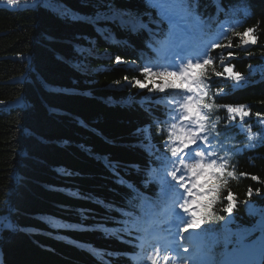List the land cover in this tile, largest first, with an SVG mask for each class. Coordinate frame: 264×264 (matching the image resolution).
<instances>
[{"label":"trees","instance_id":"obj_1","mask_svg":"<svg viewBox=\"0 0 264 264\" xmlns=\"http://www.w3.org/2000/svg\"><path fill=\"white\" fill-rule=\"evenodd\" d=\"M34 2L0 0V264H141L136 236L149 229L146 205L165 197L160 167L171 152L156 138L169 137L172 120L160 123L142 110L164 107L155 103L162 95L149 92L155 85L132 86L134 79L147 83L142 69L157 52L113 9L139 14L143 1L41 0L33 8ZM199 5L203 30L229 16L219 43L236 46L211 48L205 58L213 63L204 69V102L213 105L204 113L225 168L219 178L205 175L216 188L198 210L212 214L200 228L217 234L204 252L219 261L234 246L225 248L226 230H251L248 243L264 236V0ZM247 29L257 42L239 46L234 34ZM229 66L233 72H224ZM236 73L243 79L236 81ZM164 96L173 97L167 90ZM228 105L249 115L233 117ZM229 193L230 213L223 211Z\"/></svg>","mask_w":264,"mask_h":264},{"label":"snow or ice","instance_id":"obj_2","mask_svg":"<svg viewBox=\"0 0 264 264\" xmlns=\"http://www.w3.org/2000/svg\"><path fill=\"white\" fill-rule=\"evenodd\" d=\"M22 2H27V0H6L7 5L16 6ZM150 7H155L158 9L157 15L160 17L159 20L153 19L150 15L148 17V22L144 23L143 19L137 18L135 24L139 29H146L149 35L155 38L158 34L153 32L150 25H156L159 29L160 23L167 21L169 24V30L164 34V38L161 40H155L156 47L153 48L157 52L158 60L166 61L164 64L157 63L156 67L160 68L159 71H153V67L146 65L143 69V75L146 78L147 83L142 82L139 79H134L132 86L139 87L140 89H145L147 84L155 85L154 88H150L149 92L157 91L159 93H165L166 90H174L177 96L172 97V100L168 101V115L174 120H179L183 122L179 130L176 128V124H171V131L169 132V142L174 144L171 148V155L179 161L180 165L190 174L191 184L185 182V175L180 171L179 168L173 170L169 173L173 180L176 181L178 188H183L187 193L188 197H193V199H185L183 203H179V208L183 213L191 216V219H185L180 212H176L171 217V225L178 229L176 235H180V239L186 243H191L194 239H203L204 233H191L188 236H184L183 233H188L190 229H198L200 225L211 217V213H205L198 215L196 210L191 208L192 204H197L198 201L194 198L195 196L206 195L205 192L200 191L204 189L205 185L208 183L206 180L201 184L200 177L205 175H211L212 177H217L222 174L225 164H219L217 162V152L214 150L212 141L217 139V136L213 135L209 138V128L206 126V121L209 120L207 114H205L203 109H212L213 105L204 102V96L207 95V89L209 88L210 82H206L205 67L213 61L211 59H203L201 62V57L207 56V51L200 52L195 47L198 30L194 31L187 26V18L195 12V6L198 4V0H147ZM41 3V0H35L33 3V8H36ZM111 8V5H109ZM119 16H123L124 13H117ZM145 15H148L145 13ZM163 30L160 29V32ZM253 29H247L244 33H235L234 35L239 38L241 45L247 46L249 44H255L257 41L255 38L249 40V35L253 34ZM222 36H226L227 33L221 32ZM150 48L153 47V42L150 41ZM211 47L216 48H227L232 49L236 47L229 42L227 45L220 43H213ZM195 53V55H193ZM227 56L232 58L234 53L232 51L227 52ZM119 62V58H117ZM172 68L175 70L169 71ZM224 72L232 73L233 68L231 66L225 67ZM215 75L220 77L224 73L216 72ZM159 77V83L156 82L154 77ZM236 81H240L243 77L236 73L234 76ZM178 81V82H177ZM216 107H219L218 105ZM227 111L234 117L235 114H239L241 118L249 115L248 112L243 110V106L235 107L228 105ZM160 123L165 121L156 118ZM214 128V125H213ZM148 131L147 128L138 129V132L145 133ZM175 137V139H171ZM145 145L150 143L148 136L144 137L142 141ZM193 146V147H190ZM187 150V151H186ZM193 160V163H186L184 156ZM205 157H207V162H205ZM199 158V159H197ZM211 170V171H210ZM178 172L180 173L178 175ZM70 174V173H68ZM229 176L233 173L229 172ZM256 180L257 177H251ZM173 191H175L176 186H169ZM216 186L213 185L209 191L215 190ZM195 190V191H194ZM251 194V193H250ZM182 199V197H177V200ZM229 203L223 208L225 212H231L233 208V196L231 193L227 196ZM211 203V202H210ZM208 205H205L207 208ZM9 214H11V204L9 202L8 207ZM222 219V218H221ZM169 231V235H173L170 229H165ZM264 231V227H262ZM208 234L212 236L213 242H217V234L211 232V230H205ZM251 230H241L236 233H231L230 230H226L223 240L225 248L228 245H234L232 252L225 251L222 256L223 258L219 261L212 260L209 257L208 261H197L194 256L182 257V260L188 259L194 261V264H264V236H261L258 240L248 243L246 241V236L250 235ZM235 237V239H233ZM175 244V250L177 255H180L179 249L183 248L185 253L189 252V248L184 247L182 243L175 241L174 237L172 240L167 241L164 247V251L172 249V245ZM156 255H159V250H157ZM152 261V264H158L155 257H148ZM163 259L171 264L169 258L164 256Z\"/></svg>","mask_w":264,"mask_h":264},{"label":"bare ground","instance_id":"obj_3","mask_svg":"<svg viewBox=\"0 0 264 264\" xmlns=\"http://www.w3.org/2000/svg\"><path fill=\"white\" fill-rule=\"evenodd\" d=\"M142 1H143V7L145 8V10H144L142 13H139V14H138V13H135V12H133V11H132V12L135 13L136 15L140 16L141 19H143L144 23H147V22H148V17H149V15H150L153 19L159 20L160 17L157 15L158 9H156L155 7L147 6L146 3H145V1H144V0H142ZM200 1H203V3H204V2L206 3L208 0H200ZM213 1H214V0H213ZM247 1H248V0H246V2H247ZM146 2H147V0H146ZM147 4H148V2H147ZM148 5H149V4H148ZM198 7H199L200 9H198ZM198 7H197V9H198L199 13L197 12V9H196L195 12H193V13L190 15L191 17H196V16H198V15H200V14H204V13H205V12H204L205 7H203V6H201V5H199ZM195 8H196V6H195ZM250 9H251V8H250ZM201 10H202V11H201ZM252 10H253V9H252ZM130 11H131V10H130ZM203 12H204V13H203ZM145 13H147L148 15H145ZM247 13H249V12L247 11ZM116 16H117V15H115V18H116ZM150 27L153 29V32H156V33H158V34H157V35L155 36V38L153 39V37L149 35V32H148L146 29H142V30H143V33H144L145 44H149L150 41L153 42V41H155V40H158V38H164L165 31H168V30H169V24H168V22H167L166 20L163 21L162 23H160L159 29H157L156 25H150ZM196 27H197V26H193L191 29L195 31ZM160 29H162L163 31L160 32ZM204 31L207 33V28H204ZM162 33H163V35H162ZM140 56H141V55H140ZM140 56H137V57H140ZM134 65L140 68V66H139V64H138L137 62H135ZM154 79H155L157 82H159L157 78L154 77ZM160 94L162 95V96H161L162 100H164L165 103H167V102L169 101V99L167 98V96H164L165 93H160ZM155 103H157L156 100H155ZM158 104H159V105H163L162 102H161V100H160V102H159ZM142 110H143L145 113H147L148 116H150V117L153 118L154 120H157L156 118H157L158 116H165V115H167V113H168V104H167L166 106L162 107V108H155L153 105H149V106H147V107H143ZM209 114H211V113H209ZM211 117L214 118L213 116H211ZM206 124H208V125H210L211 127H213V123H212L211 121H209V120H208V122H206ZM163 137H164L165 140H162L160 137H157V138H156V139H157V142H159L160 144H165V145H167L168 147L175 146L174 144H170V143L168 142L169 137L167 138V135H166V136H163ZM171 139L174 140L175 137H172ZM166 159H167V158H166ZM167 165H172V166H174V165H177V163L174 161V159L168 157V159H167ZM172 171H173V170H171L170 172H172ZM163 177H164V175H163V173H161V174H160V180H162ZM207 188H208V187H207ZM158 205H159V203H157V206H156V203H155L154 206L152 207V209H153L155 212L162 213V211L159 210ZM118 224L120 225L121 223L119 222ZM94 227H95V224H92V225H91V228H89L88 230H91V229L93 230ZM78 229H79V230H83V231L85 232V228H83L82 226H79ZM163 235H164L165 237H168V238L170 237V235L167 234V233H164ZM194 240H195V239H194ZM74 246H75L76 248H78L77 245H74ZM81 249H82V250H85V249H86V245H85V244L82 245V248H81ZM121 249H122V250H125V247L122 246ZM204 251H205V250H204ZM96 258H97V257H96ZM97 259L99 260V258H97Z\"/></svg>","mask_w":264,"mask_h":264},{"label":"rangeland","instance_id":"obj_4","mask_svg":"<svg viewBox=\"0 0 264 264\" xmlns=\"http://www.w3.org/2000/svg\"><path fill=\"white\" fill-rule=\"evenodd\" d=\"M233 1V0H232ZM231 2V1H230ZM212 3V1H210L209 2V4H211ZM17 6V5H16ZM113 12L117 15V13H124V15L123 16H119V15H117V17L116 18H119L120 19V21H122V22H124V23H126V25H128V26H132V27H136V24H135V22H136V20H137V18L139 17V18H141L140 16H138V15H136L135 13H133L132 11H123V10H119V9H113ZM111 19V18H110ZM143 43H144V40H143ZM200 45V44H199ZM202 45V44H201ZM202 47H203V45H202ZM201 51H203V50H201ZM169 71H171V70H175V69H172V68H169L168 69ZM157 71H159V70H157ZM157 78L158 79H160L158 76H157ZM178 82V81H177ZM180 127H181V125H180ZM180 127H178V130H179V128ZM186 182H189V185L191 184V178H190V174L189 175H187V180H186ZM191 199H193V197L191 198ZM180 208H179V206L177 205V206H175V209L174 210H179ZM173 216V215H172ZM186 233H183V235H185ZM186 243V242H185ZM193 248V247H192ZM157 250H159V255H160V253H161V250H162V247L161 246H159V245H157V244H155L154 245V248L152 249V250H150V251H147V252H144L143 254H142V257H144V259H146L147 260V263H149V264H151L152 263V261L151 260H149L148 259V257H155V259H157V257L159 256V255H156V252H157ZM200 249H198V251H199ZM170 251H166V255H168L169 257H170ZM179 259L181 260V261H175V259L173 258L172 259V257L170 258L171 260V264H191L192 263V261H187V259H184V260H182V257H187V253H183L182 251L180 252V255H179ZM165 262V264H168V262L167 261H164Z\"/></svg>","mask_w":264,"mask_h":264}]
</instances>
